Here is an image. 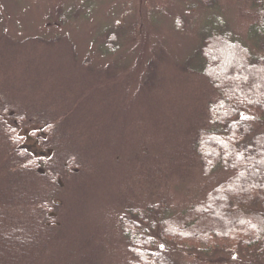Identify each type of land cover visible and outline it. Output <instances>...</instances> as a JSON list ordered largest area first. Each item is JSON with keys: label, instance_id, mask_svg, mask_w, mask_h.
Listing matches in <instances>:
<instances>
[{"label": "rangeland", "instance_id": "374dc122", "mask_svg": "<svg viewBox=\"0 0 264 264\" xmlns=\"http://www.w3.org/2000/svg\"><path fill=\"white\" fill-rule=\"evenodd\" d=\"M82 2L0 0V94L5 104L32 109L31 117L33 111L65 108V127L89 154L85 163L96 162L91 171L99 165L89 185L67 186L71 199L55 242L35 264H130L138 259L122 235L121 200L146 208L167 197L171 212H177L170 217L179 218L205 193L200 192L208 178L187 163L197 130L208 122V103L217 95L205 78L187 69L195 66L202 31L213 18H223L256 56L264 55V40L256 43L248 35L246 12L254 9V0H217L215 7L202 0H96L80 10ZM31 117L13 118L22 148L49 156L55 150L41 144L40 125ZM245 120L249 139L264 131L262 121ZM41 133L47 143L50 135ZM7 145L0 128L1 186L18 173L8 167ZM213 173L216 185L231 175L223 169ZM151 186L154 194L148 195ZM165 244L158 240L156 248L171 250ZM177 251L175 264H264L241 250L208 256Z\"/></svg>", "mask_w": 264, "mask_h": 264}, {"label": "trees", "instance_id": "16d2710c", "mask_svg": "<svg viewBox=\"0 0 264 264\" xmlns=\"http://www.w3.org/2000/svg\"><path fill=\"white\" fill-rule=\"evenodd\" d=\"M89 1L83 0L79 9ZM202 2L207 7L217 5V0ZM254 2V9L246 12L250 18L248 35L261 43L264 0ZM95 4L93 0L88 6ZM211 24L201 33L195 66L187 68L205 78L217 94L208 103V122L197 130L187 160L208 178L201 187L200 193L205 190L203 199L192 209L179 211V218L170 217L177 212H171L167 197L146 208L121 200L122 235L138 259L130 264H175L177 250L205 256L241 250L248 258L264 260V131L249 139L251 126L245 120L264 123V55H254L238 35L227 29L223 18H213ZM115 41L110 42V51L118 50ZM5 97L0 94L5 106H0V128L12 158L8 167L18 173L8 185L0 184V264H35L55 242L53 235L58 232L61 213L71 199L67 186L75 181L81 182L80 187L89 185L99 165L91 171L96 162L89 159L91 164L85 163L89 154L75 142L72 128L65 127L64 120L69 119L65 108L50 113L38 108V114L30 111L31 117L27 112L32 109L25 110L19 102L5 104ZM13 112L23 121L28 117L38 121L36 133L41 144L54 153L37 156L24 151ZM41 132L50 135L47 143ZM222 169L231 175L216 185L213 172ZM151 188L148 195L154 194ZM158 240L171 250L157 249Z\"/></svg>", "mask_w": 264, "mask_h": 264}]
</instances>
